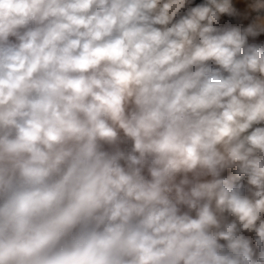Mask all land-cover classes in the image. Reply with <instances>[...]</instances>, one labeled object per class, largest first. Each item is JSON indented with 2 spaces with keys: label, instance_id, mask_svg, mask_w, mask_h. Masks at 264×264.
<instances>
[{
  "label": "clouds",
  "instance_id": "obj_1",
  "mask_svg": "<svg viewBox=\"0 0 264 264\" xmlns=\"http://www.w3.org/2000/svg\"><path fill=\"white\" fill-rule=\"evenodd\" d=\"M0 264H264V0H0Z\"/></svg>",
  "mask_w": 264,
  "mask_h": 264
}]
</instances>
